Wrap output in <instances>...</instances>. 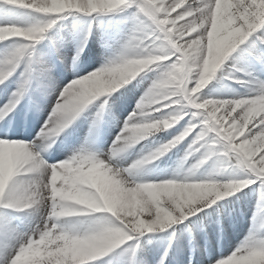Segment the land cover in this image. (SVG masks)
<instances>
[{
  "label": "clouds",
  "instance_id": "obj_1",
  "mask_svg": "<svg viewBox=\"0 0 264 264\" xmlns=\"http://www.w3.org/2000/svg\"><path fill=\"white\" fill-rule=\"evenodd\" d=\"M131 7L132 0H21L22 9L42 15L31 26L0 28V42L23 38L0 59V84L21 65L24 73L29 72L36 46L58 20L70 14L99 16ZM184 19L168 29L166 45H145L143 39L129 37L99 68L70 81L59 98L68 94L72 103L59 105L56 98L33 139H0V210L35 218L27 228L9 221L13 238L7 264H38L44 256L54 258L56 264H111L106 258L129 241L182 223L257 181L264 186V165L253 162V155L264 152V133L235 143L253 121L264 124V80L257 78L252 95L212 99L203 91L226 71L227 61L240 45L264 28V0H250L246 6L244 0H215L214 7ZM85 47L76 52L71 70L78 69ZM5 68L10 69L7 74ZM148 73L155 75L145 94L107 149L86 142L63 161L49 163L47 155L57 139L90 107L98 105L92 126L99 132L113 97ZM30 92V88L25 91L17 107ZM157 104L168 111L154 107ZM186 108L210 116L224 112V123L232 120V131L221 126L219 141L209 146L195 148L193 141L169 178H152L156 162L187 140L198 125L125 162L138 145L179 125ZM6 148L12 149L10 157ZM197 154L188 165V157ZM226 165L242 175L225 178ZM243 243L247 247L242 251L238 247L226 264H264V236L253 234ZM137 248L139 244L130 247L128 264H136Z\"/></svg>",
  "mask_w": 264,
  "mask_h": 264
},
{
  "label": "bare ground",
  "instance_id": "obj_2",
  "mask_svg": "<svg viewBox=\"0 0 264 264\" xmlns=\"http://www.w3.org/2000/svg\"><path fill=\"white\" fill-rule=\"evenodd\" d=\"M134 11L129 9L99 16L70 14L58 20L57 25L47 33V38L36 46L30 94L9 117L7 124L0 125V130L11 139L27 140L28 137L21 135L17 130L26 126L34 129L37 123L43 125L52 111L59 90L78 76L99 68L107 57L129 39L138 26ZM38 16L39 14L34 10L0 2V26H31ZM171 16L174 17L175 12L171 13ZM14 38L16 39L0 42V59H3L14 45L23 39ZM84 45L86 47L82 60L78 69L73 71L69 65L78 49ZM49 66H54L51 72L47 70ZM23 72L24 66L7 81V87L0 85V108L16 91L23 78ZM154 75L148 73L138 77L113 97L111 108L103 114L104 124L99 132L92 126L98 105L90 107L62 134L55 145V151L59 149L57 156L67 158L74 149L86 142L107 149L123 127L124 120L133 112L137 102L145 94ZM257 78L264 80V63L252 56L251 43L246 42L231 55L227 61L226 71L203 90L204 95L212 99L234 98L238 94L252 95L257 85ZM45 110L46 115L43 114ZM166 111L168 110L165 109L164 112ZM155 115L159 116L161 113ZM41 118H45L42 123ZM188 119L186 117L176 127L138 145L125 162H131L143 152L171 140L187 127ZM4 126L12 128L5 131ZM251 127L253 125H249V128ZM247 134L246 131L245 135ZM193 139L194 136H189L162 160L157 161L152 178L163 179L172 176L173 170L187 155ZM242 139L243 137H239L237 142ZM197 156L198 154L188 157L187 164L194 163ZM48 161L51 164L57 163ZM223 175L225 178H232L242 174L226 165ZM191 218L194 220H185L164 231L146 233L131 242V247L139 244L135 255L136 264H220L245 241L246 237L253 234L264 236V186L257 181L236 196L221 201ZM9 221L27 228L34 225L35 218L27 213L0 210V223L7 222L12 227ZM130 255V247L123 246L106 260H110L111 264H128Z\"/></svg>",
  "mask_w": 264,
  "mask_h": 264
},
{
  "label": "snow or ice",
  "instance_id": "obj_3",
  "mask_svg": "<svg viewBox=\"0 0 264 264\" xmlns=\"http://www.w3.org/2000/svg\"><path fill=\"white\" fill-rule=\"evenodd\" d=\"M0 2L9 6L21 8V0H0ZM249 2L250 0H244V6H246ZM214 6L215 0H191V2H188V0H183V2L182 0H167V2L166 0H132L131 9L135 10L134 15L138 22V26L136 30L133 31L130 38L143 39L145 45H166L168 43L169 37L168 29L172 28L173 24L176 23L177 20H179L180 23H184L185 17H187L188 20H191L194 17L199 16L201 12L206 11L208 8ZM237 7L239 11H243V6H241L239 3H237ZM177 9L181 10L177 11ZM173 12H175L174 17L171 16V13ZM37 14L42 15L40 13ZM162 16L163 18H161ZM9 27L13 26H0V28ZM254 34L257 35L254 36ZM254 34L250 37L252 40L250 41L249 38L246 40V42L251 43L252 56L257 61L264 63V28L260 29ZM246 42L242 45H245ZM25 43L30 42L25 41ZM173 59H175V57H173ZM4 63L7 64V61H4ZM21 67H23V65H21L20 68H17L14 74H12L7 80H5L3 84L0 85L7 87V81H9L17 72H19ZM3 70L5 74L10 71L8 68ZM32 72V68L27 73L23 72V78L19 82L16 91L12 93L8 102L2 108H0V125L7 124L9 117H11L18 108L17 104L21 98L24 97L25 91L29 88H32ZM249 75L251 74L249 73ZM63 91L64 88L59 90V95L57 98L61 96ZM121 95H123V93H121ZM65 102L68 104L72 103L70 95L65 94L62 98L57 100L59 105H64ZM164 103H171V101H165ZM154 107L161 108V110L164 111L162 106L159 104L155 105ZM185 111L187 112L185 118H189L187 128H190L192 125H198L196 130L192 132L191 135L194 136L192 142L196 141L194 144L195 148H199L201 145L209 146L212 143L219 141L220 137L217 135V133L220 131L221 126L227 129L229 132L232 131V128L230 127V125H232V120H228V123L225 124L224 118L226 117V113L224 112L213 113V115L210 116L208 113H201L196 108H186ZM52 119L54 120L55 116H53ZM214 120L219 121V124L214 123ZM250 125H253V127L249 128L248 125V134L241 136L243 137L242 141L252 140L257 136V134L264 133V124H261L259 120L253 121ZM257 125H259V127H257ZM0 139L12 140L2 130H0ZM242 141L238 143L236 140L235 143L240 144ZM5 153L8 157H10L12 154V149L6 148ZM253 162L264 165V152H260L259 155H253ZM12 238L13 232L11 226L7 222L0 223V264H7V260L11 255L9 241ZM131 242L133 241H129V243L124 246L131 247ZM246 247V243H242L238 250L242 251ZM238 250L236 249L235 251ZM38 264H56V262L54 258L44 256L38 260ZM220 264H226V259L222 260Z\"/></svg>",
  "mask_w": 264,
  "mask_h": 264
},
{
  "label": "rangeland",
  "instance_id": "obj_4",
  "mask_svg": "<svg viewBox=\"0 0 264 264\" xmlns=\"http://www.w3.org/2000/svg\"><path fill=\"white\" fill-rule=\"evenodd\" d=\"M195 216V215H194ZM194 216H190L189 218H187L186 220H189V219H194V218H191V217H194ZM185 221V220H184ZM192 221V220H190Z\"/></svg>",
  "mask_w": 264,
  "mask_h": 264
}]
</instances>
